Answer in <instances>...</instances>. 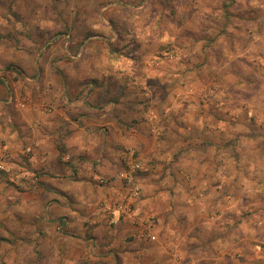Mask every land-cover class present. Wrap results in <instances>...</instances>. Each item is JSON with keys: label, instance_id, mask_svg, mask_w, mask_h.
<instances>
[{"label": "rangeland", "instance_id": "374dc122", "mask_svg": "<svg viewBox=\"0 0 264 264\" xmlns=\"http://www.w3.org/2000/svg\"><path fill=\"white\" fill-rule=\"evenodd\" d=\"M114 1L130 2L131 8H133V4L144 7L141 10L146 9L148 25L154 21L158 22L154 19H162L164 13L171 14L161 21L162 36L159 35L156 39L155 31H151L148 26L146 29L150 30L152 34L146 31V38H135L140 43L143 41V44L146 40L152 43L158 41L159 44L158 48H155L152 43L146 42L148 51L145 59L147 58V62L150 63L144 67L145 75L139 79V82L136 81L137 83L126 84V77L134 76L131 72H126L125 76L118 75L117 70H111L108 67L109 62L122 59L123 56V52L114 50V41L109 38L112 37L113 32H117V28L110 21L113 16L108 15L116 13V10H113ZM132 10L129 9L130 12ZM134 11L136 13L137 9ZM122 13L123 11L120 12V15ZM191 13L210 15V20L203 22L199 27L215 30L210 34H219L217 35L219 37H211L213 39L209 41V38H199V32L193 36L194 21L192 22V19L187 21L188 14ZM171 17L172 19H170ZM220 17L226 19L224 21H226L227 30H231L233 35L221 37L220 23L224 21ZM123 21L126 25L124 31L128 34L127 31L133 28V22ZM134 23L141 25L138 21ZM200 32L204 34L202 30ZM91 36L105 39L102 42L98 38L99 42L93 45ZM76 39H78L76 41L78 44H82L81 50L73 53L69 60L72 63V70H76L80 76L79 86L81 87L82 83H86L91 78L101 82L100 85L94 84L93 87L87 85L81 95L77 97V101H79L77 104L81 102L80 108L82 109H87L86 102L90 104L92 100L90 92L98 86L99 90L95 93L101 94L100 100L108 97L114 103L119 100L120 96L123 97L126 94V98H131V100L135 96H140L142 98L140 100L143 101L137 103L129 101L128 103L131 105L130 108L134 109L136 105L142 106L140 108L145 112L149 110V105L146 104L160 93L161 99L172 98V103L175 102L176 104H174L178 105L180 109H184L182 100L191 97L196 99L200 108L204 110L215 106L219 107L221 118L220 121L217 118L214 123L220 124L221 127H236L235 124L241 123L243 116L246 117V120L251 124V129L248 131L242 128L245 131L238 133L237 130L241 127H237L235 135L232 137L229 135L227 141L232 152L235 150L234 142H237L236 146L240 145L243 137H247L250 143L255 146L250 153L244 149L237 151L236 160L239 162L236 165H232L234 163L232 159L227 161L226 169H236L237 178L209 181L206 182V186L201 183V189L198 192L195 186H192L191 197L181 198L179 203L185 208L187 199L188 205L194 206V208H190L188 214L184 215L186 217L183 221L189 225L207 220L216 226H219V223H222L221 225L230 222H233L234 225L243 223L242 232L247 236L253 232V238L257 240L253 242L252 247L247 243L248 250L252 251L253 249L254 251L256 242L259 246L256 247L258 254L264 255V152L261 154V160H256L252 164L254 154L259 149L261 151L259 146L264 144V101H260V109H258L256 101H252V99L246 101L239 99L236 102L234 99H230L227 101V98L229 99V96L234 95L237 90L253 92L255 87L259 88L262 85L264 92V0H145V2L144 0H0L1 135L17 134L18 130H20L18 133L20 135L21 130L24 129L22 128L23 123L24 121L26 123L27 118L25 103H30L28 96L32 99L30 94L34 89H37L36 83H39L38 78L32 77V69L28 66L29 61H32V56L34 55L38 61L36 64L39 65V72L48 71V74L44 75L46 83L49 82L45 88L51 94L58 93L60 87L56 79L57 73H60L56 64L58 63L57 52L61 50L63 44L68 45ZM130 39V35L125 36L127 45H129ZM203 40H208V42L204 43ZM173 42L178 49L175 48V51L170 50L165 53L161 46L170 45ZM51 46L52 50H48ZM193 46H197V49ZM212 46L224 50L221 53L223 59L227 58L224 69H217L214 57L210 56L211 52L208 47ZM55 47L56 56L53 57ZM202 47L204 48L202 49ZM248 51H257L258 53L253 55V53H246ZM142 52L126 53L123 58L126 57L127 62L134 64L135 61L144 59ZM69 55L71 54L61 53L64 58H69ZM245 55H249L246 60ZM51 57H53L51 61H54L55 64L51 63L48 68L44 69L46 64L51 62H49ZM165 60L174 64L178 70H182L180 79L176 81L175 85H173L175 83L173 80H169L170 72L162 68V65L161 67L156 65L158 61H161L162 64ZM229 60L231 61L228 62ZM201 65H205V72ZM139 66L141 67V65ZM249 69L257 70L258 74L260 72L263 81L256 82V84L254 83L256 80L252 76L242 77L247 74L243 72L239 79L237 71H249ZM14 71L18 74H14ZM18 71L22 72L21 78L18 76ZM135 71L139 70L133 69L134 73ZM69 72L67 75L71 76ZM160 74L165 76L163 85L155 83ZM185 74H190L189 80ZM205 75L210 77L204 82V79L207 78ZM26 77L30 80L27 81ZM107 78L112 82L111 87L104 83ZM234 79L237 80L233 81ZM193 80L194 82H192ZM72 81L74 79L69 82ZM74 85L76 86V84ZM48 91L46 90V94ZM261 95H263L261 98L264 99V93ZM83 99L86 104H83ZM94 100L96 101V99ZM73 102L75 100L72 101V105ZM49 103L45 101L42 110L51 112L52 104ZM222 114H225V117H222ZM28 120L30 119L28 118ZM210 123L215 125L213 122ZM35 125H38L37 122H31L28 126L35 127ZM242 125L247 126L248 124L243 122ZM31 140L27 139L28 142ZM9 141H11L10 138L0 140V163L6 168L0 169V264H113V261L105 259L106 253L99 254V256L96 252L92 254V249L88 246L79 252L80 246L65 243L61 239L62 235L67 232L61 228L57 219L58 208H53V205L59 200L58 193L55 192L56 194L53 193L50 196L48 192H43V176L41 174L48 168L39 166L37 163L40 160L39 154L34 151L32 144L22 145L23 141L17 140L14 143L15 146L12 147ZM60 146L61 144L57 143L59 154H62L63 149ZM120 153L122 165L118 166L115 175L124 191L123 195L112 197L109 194L108 188L112 185L111 181L114 180V176L103 174L97 176V183L103 191V198L99 204L100 212L104 213L103 216L107 224L111 226L110 228L122 221L129 223L142 221L145 208L141 206L139 200L143 193V178H147V175L152 171V164L144 162L138 149L133 146L121 149ZM244 157L249 159L248 163L243 160ZM130 158L139 164V168L133 172V183L139 185L140 191L132 197H130L132 184L119 178V173L127 168L126 164ZM58 166L61 167V165H56L51 168L54 178H60L61 170L58 169ZM199 183L194 182L195 185ZM126 202L130 206V216L118 214L116 215L118 216L117 222H112V211H116L120 205ZM235 206L238 209H235ZM152 221V217L149 216H146L142 221L143 230H145L142 235L144 233L145 238L155 241L156 235L152 230ZM256 223L258 227L256 235H254V226L252 225H256ZM231 227L233 226L227 227L226 232L222 233L220 236L222 239L226 237ZM148 235H153L154 239L149 238ZM223 242L221 240L220 247ZM101 256L102 258H100ZM92 257L99 258L93 260ZM260 260L264 259L260 257ZM173 264H181L180 257H176Z\"/></svg>", "mask_w": 264, "mask_h": 264}, {"label": "crops", "instance_id": "0c3cea01", "mask_svg": "<svg viewBox=\"0 0 264 264\" xmlns=\"http://www.w3.org/2000/svg\"><path fill=\"white\" fill-rule=\"evenodd\" d=\"M114 2L113 10H116V13L108 15L113 16L110 21L117 28V32H113L112 37L109 38L114 41V50L116 52L120 51V53L123 52V56L122 59L109 62L108 67L111 70H117L118 75L125 76L126 72H131L134 76L126 77V84L137 83L145 75L143 73L144 67L150 63L147 62L145 57L148 51L147 43L151 44L152 42L146 40L143 44V41L140 43L135 38H146V31H148L146 27L148 26H150L151 31H155L154 36L156 39L159 35L162 36L161 21H164L168 18L167 15L171 14L163 12L165 15L162 19L156 18L154 20H158V22L154 21L148 25L146 9L141 10L144 7L131 4L133 6L131 8L130 2H127L128 4L126 2ZM129 9L133 10L130 12ZM134 9H137L136 13ZM122 11L123 13L120 15ZM188 16L187 21L190 19H192V22L194 21L193 36H196V33L199 32V38H209V41L213 39L211 37H219L217 36L219 34H215L216 36L210 34L215 30L199 27L203 22L210 20V15L191 13ZM123 20L133 22V28L127 31L128 34L124 31L126 25H124ZM135 21H138L141 25L134 23ZM226 26V21L220 23L219 33H222L221 37L233 35L231 30H227ZM126 35H130L132 39H130L129 45L125 40ZM98 38L97 36H91L93 45L94 43L97 44L99 40L104 42L105 38H99V40ZM77 40L68 45L63 44L61 50L57 52L58 63L56 64L60 73H57L56 79L60 87L58 93L51 94L45 88V85L49 82L46 83L44 75L46 76L48 71L39 72V65L36 64L38 61L36 57L34 58V55L32 56V61H29L28 66L32 69V77L38 78L39 83H36L37 89H34L30 94L32 99L28 96L30 103H25L27 118L26 123L25 121L23 123L22 128L24 129L21 130L20 135L18 134L20 130L13 135H1L2 131H0V140L10 138L9 144L12 147L15 146L14 143L17 140L23 141L22 145L25 143L32 144L34 151L39 154L40 160L37 163L39 166L48 168L42 171L41 174L43 176V192H48L50 196L55 192L58 193L59 200L53 205V208H58L59 216L57 219L61 228L67 232L62 235L61 239L65 243L80 246L79 252L82 251V248L88 246L92 249V254L96 252L99 256V254L106 253L105 259L113 261V264H173L176 257H180L181 264H264V260H260V257L264 259V255L260 256L258 254L256 247L259 246L256 242L254 243L256 244L254 245L255 250H248L247 243L252 247L253 242L257 240L253 238V232L250 233V236L242 232L243 223L235 225L233 222L225 225L219 223V226H216L207 220L206 222L191 223V225L187 223V225L183 221L186 217L184 215L188 214L190 208H194V206H189L187 199L185 200L187 204L185 208L187 209L179 203L181 198L191 197L192 186H195L198 192L201 189V183L206 186V182L209 181L225 180L227 178L234 180L237 178L236 169H226L227 161L232 159L234 161L232 165H236L239 162L236 160L237 151L244 149V151L250 153L255 146L250 143L247 137H243L240 145L236 146L237 142H234L235 150L232 152V148L227 144V141L229 135V137L235 135L237 127H241L238 128V133L251 129V124L246 120V117L243 116L241 123L237 122L235 124L236 127H221L220 124L216 125L214 123L217 118L219 121L221 118L219 107L215 106L216 108L211 107L204 110L200 108L197 100L191 97L182 100L184 109H180L178 105H175V102V104L172 103V98L168 100L161 99L160 93L146 104L149 105V110L147 109L148 111L145 112L140 108L142 106L134 104L136 105L134 109L130 108L131 105L128 103L129 101L132 103L143 101L140 100L142 99L140 96H135L131 100V98H126V94L123 97L120 96L119 100L114 103L107 96V98L100 100L101 94L95 93L99 90L98 86L94 87V91L89 87L92 100L90 104L86 102L87 109H82L80 108L81 102V105L77 104L79 102L77 97L81 95L82 90L87 85L93 87L94 84L100 85L101 82L91 78L86 83H82L81 87L79 86L81 83L80 76H78L76 70H72V63L69 60L73 53L81 50L82 44H78ZM205 41L208 42V40H203L204 43ZM157 42L152 43L155 48L159 46ZM129 47H131L130 50H128ZM193 47L197 49V46ZM161 48L165 53L170 50L175 51V48L178 49L174 42L170 45L161 46ZM208 48L211 52L208 53L214 57V62L217 64V69H224L227 62L225 60L227 58L223 59L221 57L224 50L221 48L216 49L213 46ZM50 49L52 50V46L48 50ZM55 49L56 47L53 49V57L56 56ZM133 51L142 52L144 59H139L134 64L127 62L126 57H123L126 53ZM39 53H41L40 50ZM61 53L71 55H69V58H64ZM246 53H253L254 55L258 52L248 51ZM248 56L245 55V60ZM53 57L50 58L49 62ZM160 62L158 61L156 65L158 67L162 65V68L170 72L168 75L169 80H173L175 82L173 85H175L176 81L180 79L179 76L182 74V70H178L174 64L166 60L162 64ZM51 63L55 64L54 61H51L46 64L44 69L48 68ZM228 64L231 65V63ZM246 65L249 64L246 63ZM201 66H203L205 72V65ZM133 69L139 71L134 73ZM68 72L71 76L67 75ZM237 72L239 79H241L240 75L243 72L247 74L242 77L252 76L256 80L254 83L263 81L260 72L258 74L257 70L249 69V71L240 70V72ZM21 73L19 72V77ZM64 73H66V76H64ZM14 74L18 73L14 71ZM164 77L160 74L155 83L163 85L165 83ZM185 77H190V74H185ZM209 77L207 76L204 82ZM25 79L30 80L27 77ZM71 79H74V81L69 82ZM106 80L105 85L111 87V80L109 78ZM256 84L254 85L256 86ZM71 85H74V87H71ZM46 90L48 94H46ZM262 93H264L262 85L259 88L255 87L253 92L237 90L234 95L229 96V99L227 98V101L230 99H234L235 102L239 99L243 101L252 99V101H256V105L260 109V101H264L261 98ZM165 98H167L166 95ZM74 100L75 102L72 105ZM45 101L50 102V105L52 104L51 112L42 110ZM99 101L102 102L98 103ZM86 103L83 99V104ZM92 103L94 104L92 105ZM50 105L49 107H51ZM222 117H225V114H222ZM31 122H37L38 125H35V127L28 126ZM243 122L248 125L243 126ZM22 134L24 136H21ZM28 138L32 140L28 142ZM57 143L61 144L62 154H59ZM131 146L138 149V153L144 162L152 164V166L150 165L152 171L147 175V178H143V193L139 203L145 208L142 221L146 216L153 219L152 230L156 235L155 241L145 238L144 233L142 235L145 230H143L144 225H142L141 220L135 223L122 221L110 228L111 226L107 224L103 216L104 213L100 212L99 204L103 198V191L97 183V176L99 174L114 176V180L111 181L112 185L108 188L109 194L112 197L122 196L124 191L115 174L118 166L122 165L120 150ZM259 148H261V151L259 149L254 154L252 164L256 160H261L264 144H260ZM243 160L246 163L249 162L246 157ZM56 165H61V167L58 166V169L61 170L60 178H54V173L51 172L53 171L51 168ZM195 181L200 183L195 185ZM234 208L238 209L237 206ZM230 226L233 227L222 239L220 236ZM252 226H254V235H256L258 224ZM221 240L224 242L220 247ZM98 258L92 257L91 259Z\"/></svg>", "mask_w": 264, "mask_h": 264}, {"label": "built area", "instance_id": "2783aa9c", "mask_svg": "<svg viewBox=\"0 0 264 264\" xmlns=\"http://www.w3.org/2000/svg\"><path fill=\"white\" fill-rule=\"evenodd\" d=\"M126 169L122 170L119 173V178L122 179L123 181L132 184V192L130 194V197L136 195L139 191H140V187L138 184L133 183V172L139 168V164L137 162H135L133 159H129L127 161L126 164ZM0 169H6L1 163H0ZM130 206L129 203L126 202L122 205H120L118 207V209L116 211H112L113 212V216H112V222H117L118 219V214L122 215H126V216H130ZM149 238L154 239L153 235H148Z\"/></svg>", "mask_w": 264, "mask_h": 264}]
</instances>
